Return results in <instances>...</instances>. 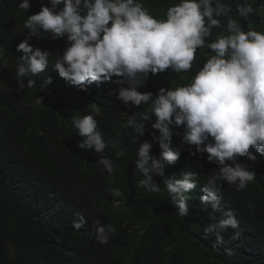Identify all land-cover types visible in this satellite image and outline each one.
Here are the masks:
<instances>
[{
	"label": "clouds",
	"instance_id": "obj_1",
	"mask_svg": "<svg viewBox=\"0 0 264 264\" xmlns=\"http://www.w3.org/2000/svg\"><path fill=\"white\" fill-rule=\"evenodd\" d=\"M17 7L27 12L31 0ZM258 7L237 2L233 10L225 0H178L159 9L142 0H47L27 16L25 39L15 50L19 93L36 87L50 65L52 51L30 41H65L38 91L48 89L53 75L87 95L86 112L69 122L74 152L84 163L102 165L110 182L115 159L131 153L133 175L143 177L135 184L158 196L183 245L224 264H241L249 252L264 255V27L256 29L251 19L259 11L264 17V2ZM200 49L208 50L202 62ZM5 51L0 46L6 65ZM161 74L184 80L150 83ZM41 105L37 95L30 106ZM105 127L133 130L135 139L109 138ZM32 184L47 208L67 210L48 185ZM110 195L109 225L92 222L102 245L116 231L123 186ZM85 202L84 193L77 195L78 206ZM86 223L81 216L72 227ZM160 240L155 264H177L168 243L177 238ZM121 247L128 256L143 255Z\"/></svg>",
	"mask_w": 264,
	"mask_h": 264
},
{
	"label": "trees",
	"instance_id": "obj_2",
	"mask_svg": "<svg viewBox=\"0 0 264 264\" xmlns=\"http://www.w3.org/2000/svg\"><path fill=\"white\" fill-rule=\"evenodd\" d=\"M19 2L21 0H0V46L6 49V65L0 62V264H155L162 249L160 238L168 234L177 238L168 241L177 264H224L205 250L183 245L173 233L172 216L162 209L158 196L137 186L143 177L133 175L131 153L115 159L114 182H110L111 178L102 165L84 163L74 152L69 122L73 115L86 112L83 107L88 103L87 95L59 82L53 75V83L48 89L38 91L56 53L63 51L64 40L30 41L34 47L52 51L50 65L45 73L35 78L36 87L19 93L15 91L16 55H20L15 50L25 39L23 23L47 0H31L32 7L27 12L17 7ZM142 2L149 9H159L178 3V0ZM225 2L235 10L237 2L251 3L254 8H259L264 0ZM260 13L251 17L256 29L264 27L259 23L264 18ZM233 15L239 19L235 11ZM219 31L214 29V33ZM207 51H198L199 62L206 59L204 53ZM195 70L196 62L193 72ZM183 80L161 74L150 83ZM37 95L43 97V105L32 108L30 105ZM104 130L109 138L135 139L133 130L119 131L107 127ZM148 136L146 132L139 140L143 142ZM135 180H138L136 184ZM32 181L48 185L67 210L53 206L47 208L50 206L47 198L35 191ZM118 185L123 186L124 199L117 208L118 221L113 225L116 231L109 243L102 245L92 235V222L99 218L102 224H108L106 219L113 209L110 193ZM82 193L86 202L78 206L77 195ZM259 200L264 206V196ZM81 216L87 223L80 230L73 229V221ZM234 245L239 252H245L240 241H234ZM121 246L143 255L128 256ZM241 264H264V255L257 257L249 252Z\"/></svg>",
	"mask_w": 264,
	"mask_h": 264
},
{
	"label": "bare ground",
	"instance_id": "obj_3",
	"mask_svg": "<svg viewBox=\"0 0 264 264\" xmlns=\"http://www.w3.org/2000/svg\"><path fill=\"white\" fill-rule=\"evenodd\" d=\"M33 149V148H32ZM85 241V240H84ZM241 245V244H240ZM244 246V245H243ZM240 247V246H239ZM237 248V247H236ZM243 248V247H242ZM244 249V248H243ZM148 255V254H147ZM147 257V256H146Z\"/></svg>",
	"mask_w": 264,
	"mask_h": 264
}]
</instances>
